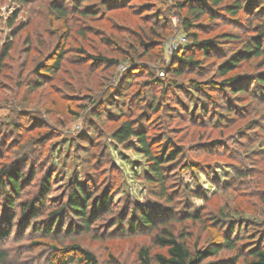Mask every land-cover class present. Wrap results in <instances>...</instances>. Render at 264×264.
Returning <instances> with one entry per match:
<instances>
[{
    "label": "trees",
    "instance_id": "16d2710c",
    "mask_svg": "<svg viewBox=\"0 0 264 264\" xmlns=\"http://www.w3.org/2000/svg\"><path fill=\"white\" fill-rule=\"evenodd\" d=\"M16 1L26 4L31 0ZM81 1L88 0H75V3ZM129 1L107 0L104 3V0H100L99 3L101 2L103 9H113L128 7ZM50 3L58 17L67 16L63 2L52 0ZM103 3L106 4L105 7ZM165 3L163 15L155 11L152 16L163 21L162 27H150L148 30H141V33L127 31L130 41L125 44L128 49L126 52H131V55L124 58L127 69L120 78L110 84L108 89L101 90L96 96L88 95L82 101L80 109L84 115L83 127L74 150L83 167L81 179L70 180L65 193L59 198H52L49 196L52 191L51 174L46 173L38 182V167L28 154L18 161L19 165L18 162L1 165L0 264L17 261L16 257L10 255L11 249L5 247V243L22 238L26 230H29L28 236L35 238L30 241L32 246L50 249L43 264H97L95 254L82 244L86 237L105 240L124 236L133 240L135 235L149 237L148 244H143L136 250L138 264H202L223 252H233L232 258L227 259L225 264H237L239 260L244 264H264V235L253 246H239L244 240L239 233L240 227L246 225L247 235L248 228L264 227L263 218L248 219L241 212L227 214L221 207L212 222L216 227L220 224L229 227L224 232L219 231L214 236L215 239H208L203 247H198L197 244L190 246L187 241L189 234L179 231L181 223L203 222L201 212L192 202V198H201L203 193L199 188L192 189L186 182V174L196 185L203 175L217 189H229L237 183H222L214 171V164L221 162L212 163L213 157L221 158L226 155L227 167L234 169V173L241 178L249 176L248 172L254 170L247 163H253L249 151L253 143L264 142V118L254 105H244V99L247 96L254 104L264 103V72L253 76L249 82L246 77L233 73L241 64L255 58L259 60L260 68H264V0H168ZM77 9V13L83 18H95L101 14L99 11L91 12L93 10L90 7L79 10L78 5ZM183 9H186V14L182 16L180 12ZM241 13L254 17L255 20L254 23H249L253 35L250 34L247 38H242L238 33H219L216 37L202 38L196 31L200 28L198 22L203 17L211 21L220 17L235 19ZM171 17L177 18L186 42L177 46L170 58L166 59L163 57V42L176 30L168 21ZM112 28L119 30L114 25ZM156 29L161 32H156ZM82 30L83 27L78 33H82ZM219 37L221 38L218 39ZM225 39L242 42L243 47L218 66L217 79L190 78L184 84L181 77L188 72V68L197 70L196 75L202 76L201 60L214 56L218 52L217 46ZM122 40L118 39L120 44L123 43ZM11 49L12 44L8 42L2 51L1 60L8 57ZM142 57L148 62L158 61L159 64L137 63L138 58ZM52 58V63L45 71L41 70L46 66L43 63H39L34 71L45 78L58 71L64 55L58 51ZM94 61L102 66L117 67L120 64L117 60L104 56L94 57ZM180 95L193 108L194 119L191 118L184 124L193 123L218 131L217 138L210 147L203 144L196 146L195 143L186 147L183 144L186 139L181 133H177L182 113L178 117L177 113H173L174 105H171L176 102L181 105ZM207 104H211L214 109L208 108ZM181 106L185 108V105ZM251 115H254V119L241 126L242 120ZM36 126L42 125L38 123ZM42 134L34 137V141L41 142L44 138ZM105 137H109L114 145L126 150L132 149L143 159L140 166L142 179L149 185L151 195L157 201L156 205L150 207L127 201L121 209L115 210L113 199L116 192H121L122 187L121 183L117 185V182L113 183L109 178H118L121 173L122 181H125L127 171L121 164L115 165L113 145L105 144ZM98 145L99 157L93 161V149ZM16 148H22L21 142ZM56 151L58 152L57 149ZM55 152H52V162L55 161ZM102 164L107 166L106 180L104 176L101 177L105 170H100ZM135 170L137 169L129 170L134 178ZM34 184L38 188L32 195L30 188ZM104 184H107L105 190L102 189ZM258 195L264 211V190ZM100 223H105L104 232L96 227ZM240 223L243 225L239 226ZM225 225L223 228H226ZM152 246L165 251L154 252ZM41 257L43 256L39 255L37 264H42ZM110 257L113 258L111 255Z\"/></svg>",
    "mask_w": 264,
    "mask_h": 264
},
{
    "label": "rangeland",
    "instance_id": "374dc122",
    "mask_svg": "<svg viewBox=\"0 0 264 264\" xmlns=\"http://www.w3.org/2000/svg\"><path fill=\"white\" fill-rule=\"evenodd\" d=\"M50 1L52 0H31L26 4H21L16 0H0V167L4 164L20 162L23 155L28 154L38 167V182L46 173L51 174L52 191L49 196L59 198L63 192L65 193L70 180L83 177V167L74 150L83 127L84 115L80 108L84 97L96 96L120 78L123 71L127 69L124 58L131 55V52H126L128 49L125 44L130 41L127 31L141 33V30H148L150 27H158V29L162 27L163 21L160 18L154 19L152 16L155 11L163 15L165 1L168 0H130L128 7L113 9H103L101 2L99 3L100 0L81 1L78 4L75 0H60L67 9L65 18H60L53 12ZM105 2L107 0H104ZM78 5L79 10L90 7L93 10L91 12L99 11L101 14L95 18H83L77 13ZM180 14L185 15L186 9L181 10ZM171 18L168 21L176 30L171 37H168V40L163 42V57L166 59L170 58L174 50L169 47L170 42L177 41L176 47L186 42L185 34L180 30L177 18ZM232 19L220 17L211 21L203 17L201 22H198L200 28L196 31L202 38L216 37L219 33H238L242 38H247L253 33L249 23H254V17H247L241 13L237 18ZM113 25L116 28L119 27L120 31L113 29ZM82 27V33H78ZM156 32L161 31L156 29ZM130 34L132 37V33ZM118 39H124L123 43L120 44ZM8 42L12 44V49L8 57L1 60L2 51ZM242 47V42L221 40L216 49L218 52H215L211 58L201 60L202 76L196 75L197 70L188 68V72L181 77V80L186 84L190 78L217 79L218 66L233 53H238ZM58 51L64 55L58 71L46 78L34 71L39 63L46 65L41 69L45 71ZM100 56L115 59L120 64L117 67L95 64L94 57ZM138 59L137 63L159 64L158 61L148 62L145 57ZM258 61L255 58L248 63L241 64L233 74L242 78L246 77L249 82L253 76L264 72V68H260ZM252 89L255 88L252 87ZM180 96L181 105H185V108L183 109L178 102L171 105H174L173 113H177L178 117L182 113V121H180L177 133H181L180 135L186 139L183 144L186 147L194 143L196 146L203 144L210 147L212 141L217 138L218 131L210 130L207 126L193 125V123L184 124L193 118V108L182 95ZM244 100V105H254L256 111L260 110L261 117L264 118V103L255 102L254 104L247 96ZM215 101H218V97ZM218 105H220L219 102ZM207 106L214 109L211 104ZM73 113L77 114L73 115ZM78 113L82 115L78 117ZM253 117L254 115L244 118L241 126L250 119H254ZM263 121L264 119L262 123ZM38 123L42 126L37 127ZM14 126L17 128L14 129ZM39 133H43L44 138L41 142L34 141V137H38ZM11 139L12 142H10ZM19 142L22 148L15 149ZM261 142V144L253 143L249 151L253 163L251 164L250 161L247 163L254 167V170L248 172L249 176L241 178L234 173V169L227 167L226 155L221 158H212V163L216 161L223 163L214 164L216 176L222 180V183H237L229 189H217L214 184L208 183L203 175L200 176L198 185H196L188 174L185 175L186 182L192 189L199 188L203 193L201 198H192L194 206L201 212L203 222L188 221L180 224V233L185 231L189 234L187 241L190 246L197 244L198 247H203L208 239H215L214 236H217L219 231L221 233L228 229L229 226L225 224L216 227L212 222L213 217L217 215V210L221 207L227 214L241 212L248 219H264L263 206L258 200V194L264 190V142ZM106 143L113 145L112 156L115 159V165L120 166L121 164L127 171L125 181H122L121 173L118 178H109L113 183L117 182V185L121 183L122 187L121 192L113 195L115 210L121 209L127 201L150 207L156 205L157 201L151 195L149 185L142 179L140 166L143 159L132 149L126 150L122 146L112 144L109 137H105ZM55 149L58 152H55ZM98 149L99 145L93 149L91 160L94 161L99 157ZM52 152L56 155L54 162H52ZM100 166V170L105 168L101 177L104 176L106 180L107 166L106 164ZM131 168L137 169L135 170L136 178L129 173ZM112 186L113 184L110 185ZM37 188V184L30 188L32 195L36 193ZM106 188L107 184H104L102 189ZM231 220L233 221L234 218ZM242 223L239 226H242ZM103 225L100 223L96 227L104 232ZM224 225L226 228H223ZM254 227L247 229V235H245L246 225L240 227L239 233L244 239L239 243L240 247L253 246L259 237L264 235V227H257V229ZM27 234L29 230H26L22 238L11 239L5 243V247L11 249L10 255L17 258V261L12 264H37L39 255L43 256L41 257L43 264L50 254V249L44 246H32L30 241L35 238ZM148 242V236L135 235L133 240L128 237L124 238V236L110 237L105 240H91L86 237L82 244L95 254L97 264H138L135 257L136 250ZM151 249L154 252L165 251L154 246ZM19 250L22 252L19 253ZM232 255L233 252H223L207 259L202 264H225L227 259L232 258ZM237 264L244 263L239 260Z\"/></svg>",
    "mask_w": 264,
    "mask_h": 264
},
{
    "label": "built area",
    "instance_id": "2783aa9c",
    "mask_svg": "<svg viewBox=\"0 0 264 264\" xmlns=\"http://www.w3.org/2000/svg\"><path fill=\"white\" fill-rule=\"evenodd\" d=\"M183 40H184V38H183ZM176 44H177V41H175V42L172 41V42H170L168 45H169V47L175 49V48H176Z\"/></svg>",
    "mask_w": 264,
    "mask_h": 264
}]
</instances>
